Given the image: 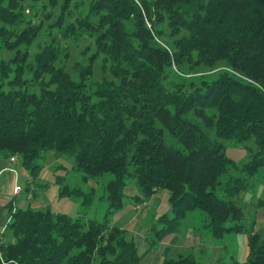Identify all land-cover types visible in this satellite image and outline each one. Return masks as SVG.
<instances>
[{
	"label": "trees",
	"instance_id": "16d2710c",
	"mask_svg": "<svg viewBox=\"0 0 264 264\" xmlns=\"http://www.w3.org/2000/svg\"><path fill=\"white\" fill-rule=\"evenodd\" d=\"M23 1L39 15V10L45 12L47 20L58 9L59 17L51 20L48 28L35 27L28 44L32 45L45 30L47 39L29 62L26 79L45 80L40 95L19 89V81L8 80L7 88L0 84V157L9 162L12 157L22 159L33 177L43 168L38 160L54 150L57 155L74 159L84 180L106 173L114 175V181L107 185L109 214L123 207L127 179H136L140 189V196L134 200L136 207L149 201L154 192L165 189L170 193L172 208L159 219L163 224L157 231L160 237L175 233L198 210L205 215L215 238L247 232L240 223L244 218L238 197L247 189L248 178L230 175L222 195H210L208 190L222 182L230 166L239 171L243 166L248 177L264 166V0H167L168 29L174 36L179 34L177 27L184 31L176 40L167 35L172 55L187 58L195 53L198 62L208 66L223 62L237 75L222 74L211 83L195 87L162 84L161 65L155 54L171 56L148 29L138 43L110 34L113 39L108 44L95 42V49L87 45L89 49L82 51L83 58L74 65L78 76L73 78L65 69L67 60H63L69 58V53L60 58L64 50H58L57 39H70L69 29L80 25L84 30L89 23H67L70 15L64 6L68 0ZM104 4L115 11L109 0ZM135 9L143 17L142 10L138 6ZM19 17L2 20L10 29ZM52 29L56 31L54 37ZM154 35L166 36L158 31ZM149 41L156 48L152 49ZM15 57L1 64L3 78L17 62ZM97 61L104 63L103 68L110 64L108 70L120 85L106 78L87 93V82ZM124 74L133 78L128 80ZM190 112L202 118L204 129L188 123L186 115ZM207 112H211L208 118ZM126 116L139 121L135 130L140 135L131 137L129 130L126 135L131 138L124 140ZM230 142L247 149L249 160L236 163L228 158L225 144ZM176 144L189 145L188 154H182ZM129 158L136 162L135 175L128 176L125 171ZM58 184L60 195H68L60 180ZM26 192L30 202L32 194L37 197L30 186ZM76 196L83 199L84 210L92 206L93 193ZM5 208L11 219L0 264H145L135 242L126 237L124 230L112 226L109 217L86 223L48 209L13 208L12 202ZM259 233L249 232L251 245L246 262L232 264H264V235ZM186 255L166 258L163 264H198L194 256Z\"/></svg>",
	"mask_w": 264,
	"mask_h": 264
},
{
	"label": "rangeland",
	"instance_id": "374dc122",
	"mask_svg": "<svg viewBox=\"0 0 264 264\" xmlns=\"http://www.w3.org/2000/svg\"><path fill=\"white\" fill-rule=\"evenodd\" d=\"M49 1L53 2V0ZM162 1L163 4H161ZM109 3L114 6L115 11L108 8L104 4V0L66 1L64 8L69 11L70 15L67 18V23L71 21L89 23V28L84 30L80 25L75 26L73 30L69 29L67 32L71 35L70 39H65V37L57 39V42H59L58 50L60 51L59 48L64 50L60 58H63L65 53H69V58L63 60H67L64 66L71 77L78 76L74 71V65L83 58L81 56L82 51L89 49L87 45H91L95 49L96 47L93 46L95 42H100L99 45L108 44L111 39L119 36L124 37L125 40L138 43L143 39L141 35L145 29L151 31L156 43L169 50L171 57L164 53L155 54L158 63L161 65L160 80L164 86L173 84L181 87H195L204 83H211L222 74L237 76L223 62L208 66L198 62L195 53L187 58L172 55V46L168 41H170V38L180 39L181 35H184V31L177 27L178 31L176 33L179 34L174 36L168 29L170 12L166 10L167 0H109ZM29 6V3L23 0H0V66L8 60L14 59L15 56L17 59V62L12 63L7 77L3 78L2 69L0 68V84L6 86L8 80L19 81L22 83L21 86H18L19 89L33 90L37 95H40V89L45 85V80L42 79L43 81L38 82L34 78H32V81L26 79L29 77L27 72L29 62L33 60L39 46H42L45 39H47L45 30L41 31L32 45L28 44L31 42L34 28L39 25L48 28L50 21L55 20V17H59V9L50 16L48 21L44 18L46 15H43L45 12L39 10V15L37 12L32 11ZM137 6L142 10L143 17L137 13V9H135ZM35 11H37V8ZM46 11L51 13V9ZM15 15H20V17L16 19L18 22L15 23L14 27L10 28L13 30L12 33H9V26L2 19L6 17L11 19ZM98 15L102 17L101 21H99ZM43 20H45L44 23ZM174 21H176V18L171 20V22ZM156 31L166 36H155ZM55 32L54 29L50 31L52 37L55 36ZM73 34L76 36H73ZM80 36L85 38L79 41L76 40ZM73 37H75L74 40ZM50 40L48 39V41ZM148 43L152 49L156 48L152 41ZM12 46L18 48L9 50ZM103 64L101 61L94 63L92 76L87 82L89 84L87 93H92L93 91L90 89H95L99 85L98 82L106 78L114 80L117 86L120 85V81L113 78L114 76L109 71L110 64L108 63L104 68ZM124 76H128V74H124ZM127 78L131 80L133 77L128 76ZM46 79L48 78L46 77ZM143 80L145 81V77H143ZM206 114L208 118L211 112ZM186 120L198 128H205L202 118L193 112L186 115ZM138 126L139 121L136 118L127 117L123 139L127 140L132 136H139L140 133L135 130ZM129 130H131L129 132L131 137L126 135ZM164 131L168 134L167 128ZM167 143L173 145L170 139H167ZM225 146V154L236 163L249 160L250 156L247 149L235 146V143L231 142L226 143ZM175 147L186 155L190 149L189 145L178 146L176 144ZM38 162L43 164V168L41 172H37V175L32 177L30 169L24 166L22 159L17 158V162L11 164L5 158L0 157V234L5 232V225L2 222L7 214L5 207L12 202L13 208L18 206L19 208L31 207L34 210L48 209L53 214L67 215L86 223L89 220L103 221L105 217H109L112 226L124 230L126 237L135 242L138 252L142 256V262L145 264H154L153 260L157 254L156 252L163 247L168 248L165 256L168 259L177 258L179 254H184V257L187 256L186 254H191L196 258L198 264H216L219 261L223 264L244 263L248 258L249 246L251 245L248 244L249 232L256 230L264 235V205L258 206V203L264 200V166L256 174L249 177L243 166H241L240 171L230 166L227 171L229 174L227 173V176L220 178L222 182L217 184L216 187L214 185L209 188L208 193L210 195H222L223 188L227 187L225 184L227 177L243 175L242 177L248 178V181H246L247 189L238 197V207L242 208L244 218L240 223H244L247 232L243 234H226L222 238H215L207 225L208 221L205 219V215L199 210L192 212L183 221L177 232L160 237L157 231L162 228L163 224L159 222V219L170 213L172 208L170 193L165 189L154 192L149 201L136 207L134 200L136 196H140V189L136 179H127L129 184L125 188L123 207L109 214L110 202L107 185L110 181H114V175L106 173L94 179L84 180L83 174L76 170L74 159L66 155H57L54 150L48 151L44 158L38 160ZM126 165L127 175H135L136 162L129 158ZM8 167L14 169V172H3ZM58 180L63 183L64 188L66 187L68 195H60ZM16 185L23 189L20 195H14ZM27 186H30L37 194L36 198L32 194L31 202L27 200ZM77 193L83 195L93 193L92 206L84 210L82 207L83 199L76 196ZM237 209L240 211L239 208ZM194 235L198 238H195ZM189 238L191 239L189 240ZM192 239L198 241L196 247H193L195 241H192ZM172 242H176V246ZM188 242H190L189 245ZM180 263L184 264L183 261H180Z\"/></svg>",
	"mask_w": 264,
	"mask_h": 264
},
{
	"label": "crops",
	"instance_id": "0c3cea01",
	"mask_svg": "<svg viewBox=\"0 0 264 264\" xmlns=\"http://www.w3.org/2000/svg\"><path fill=\"white\" fill-rule=\"evenodd\" d=\"M9 168V167H8ZM7 168V169H8ZM15 195V194H14ZM6 211V215H5V218L3 219V221L2 222H4V225L8 222V219H9V217H10V214L7 212V210H5ZM9 216V217H8ZM177 232V231H176ZM194 237L195 238H198V236H196V235H194ZM191 238H189V240H190ZM192 241H195V243H194V246L193 247H196L197 246V244H198V241H196V240H194V239H192ZM191 241V242H192ZM189 243L190 242H188V245H189ZM172 244L174 245V246H176V242H172ZM167 252H168V248L166 249V247H163L161 250L160 249H158V251L156 252L157 254L155 255V259L153 260V263L154 264H163L164 263V261H165V256L167 255Z\"/></svg>",
	"mask_w": 264,
	"mask_h": 264
},
{
	"label": "built area",
	"instance_id": "2783aa9c",
	"mask_svg": "<svg viewBox=\"0 0 264 264\" xmlns=\"http://www.w3.org/2000/svg\"><path fill=\"white\" fill-rule=\"evenodd\" d=\"M16 162H17V158L16 157H12L10 159V163L11 164H15ZM5 171L14 172V169L8 168V169H5L3 172H5ZM15 179H16V177H15ZM22 191H23L22 187H20L19 185L15 186V188H14V194L15 195H20L22 193ZM10 219H11V217L8 219V222L5 224V232H6L7 225L10 222ZM5 232L4 233L2 232L0 234V256H1V247H2V244L4 242V234H5Z\"/></svg>",
	"mask_w": 264,
	"mask_h": 264
}]
</instances>
